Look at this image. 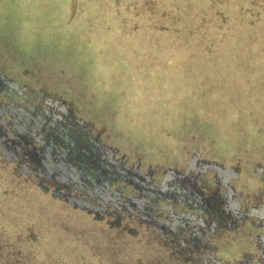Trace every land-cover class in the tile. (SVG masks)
Instances as JSON below:
<instances>
[{"label":"rangeland","instance_id":"374dc122","mask_svg":"<svg viewBox=\"0 0 264 264\" xmlns=\"http://www.w3.org/2000/svg\"><path fill=\"white\" fill-rule=\"evenodd\" d=\"M21 1L0 0V66L58 90L125 154L164 161L197 147L264 162V0ZM12 167L0 155V212L36 195L61 243L68 230L82 242L94 222ZM19 219L0 230V264L26 253L36 264L32 218ZM137 252L123 264H146Z\"/></svg>","mask_w":264,"mask_h":264},{"label":"flooded vegetation","instance_id":"af4514ba","mask_svg":"<svg viewBox=\"0 0 264 264\" xmlns=\"http://www.w3.org/2000/svg\"><path fill=\"white\" fill-rule=\"evenodd\" d=\"M0 155L132 235L146 264H264V162L197 147L164 161L131 157L58 90L3 66Z\"/></svg>","mask_w":264,"mask_h":264},{"label":"trees","instance_id":"16d2710c","mask_svg":"<svg viewBox=\"0 0 264 264\" xmlns=\"http://www.w3.org/2000/svg\"><path fill=\"white\" fill-rule=\"evenodd\" d=\"M23 1L21 0H14V3L21 4ZM17 10V9H16ZM17 182V181H16ZM44 181V186L41 188L38 183L35 181L33 184L35 187L37 186L39 189L44 191L45 193H48L49 199H53L58 203H61L62 205H65L67 208L72 209L73 211H78L77 213L82 215L84 214V217H87V220L89 222L93 221L94 224L92 227L85 229L82 238V242L80 241V236L75 231H65L67 238L65 240L61 241L58 238L59 235V229L53 227L52 225H49L48 223H44L43 221V211L42 209L37 205L36 200L37 197L35 195V188L32 187L31 194L35 195L33 199V202H31L29 199H25L24 203L21 202V208L18 212L13 213H1L0 212V230H4V232H10L11 230L8 229L7 223L12 224L13 222H18L21 215H28L30 218H32V225L34 231L32 232V237H30L29 241L33 242V246L39 247L40 254H34L36 256H31L30 258L34 257L36 261V264H88V262H91V260H96L99 264H111L114 260H117L115 264H123L124 261H129L127 258H132L135 252H137L138 245L134 242V237L130 235L129 233H123L121 232L119 227H116L115 225H108L106 223L105 217L102 215L98 216L97 214H92L85 209H82L78 207L77 205L73 206L71 205L70 201L65 199L64 197H61L59 195L55 196L53 195L48 186H52L54 182L52 183ZM13 182L9 181V186ZM1 186V185H0ZM2 188V186L0 187ZM12 198L8 199L6 198L4 201V205H8L9 207L13 206V196H15L14 193H12ZM29 202V204H25V202ZM36 210V211H34ZM10 214V219L4 218V215ZM79 216V215H78ZM90 217V218H89ZM91 219V220H90ZM9 224V225H10ZM91 225V224H90ZM42 227L46 228V231L44 233V237L42 234ZM13 227H10V229ZM17 231L16 228L15 230ZM19 230L17 231V233ZM108 234V236H111V240H108L105 236ZM113 237V238H112ZM9 242V241H8ZM5 243H7L5 241ZM8 244V243H7ZM3 245V243H2ZM107 245L115 246L116 247V256H108L104 254V249L107 247ZM6 252V251H4ZM77 252L81 254L80 256L77 255ZM8 253L6 252L4 254V258L6 259L8 257ZM89 256V257H88ZM23 261L27 264H35L32 263L27 255L24 254L21 256ZM139 258V257H136ZM4 259V260H5ZM123 260V261H122ZM110 261V262H109ZM24 263V264H25ZM16 264H20L19 261H16Z\"/></svg>","mask_w":264,"mask_h":264}]
</instances>
